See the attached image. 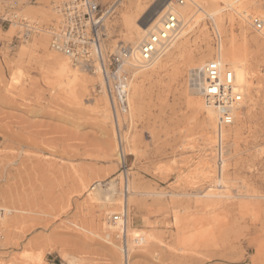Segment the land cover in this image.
<instances>
[{
	"label": "rangeland",
	"instance_id": "obj_1",
	"mask_svg": "<svg viewBox=\"0 0 264 264\" xmlns=\"http://www.w3.org/2000/svg\"><path fill=\"white\" fill-rule=\"evenodd\" d=\"M64 1L3 0L0 11L12 7L51 24ZM152 1L99 0L112 7L105 31L110 51L138 45L133 19ZM258 1L264 12V0ZM249 11L260 17L255 7ZM234 15L224 35L245 58L251 100L237 124L226 127L221 167L218 141L204 136L202 116L189 101L197 77L189 54L207 57L217 49L209 19L183 37L184 57L137 74L138 108L122 127L134 154L123 156L114 123L99 106L96 75L80 70L93 75L87 91L69 86L51 64V55L62 54L50 48L47 34L20 43L17 28L0 24V207L9 221L0 225L2 264L26 250L44 258L23 264H123L119 226L109 223L108 212L125 208L128 184L138 192L127 202L130 264H264V39L252 42L261 34L248 23L244 45L243 23ZM23 47L28 51L21 55ZM114 178L122 182L115 205L102 201L108 192L93 191L96 182ZM208 192L218 196L204 197Z\"/></svg>",
	"mask_w": 264,
	"mask_h": 264
},
{
	"label": "bare ground",
	"instance_id": "obj_2",
	"mask_svg": "<svg viewBox=\"0 0 264 264\" xmlns=\"http://www.w3.org/2000/svg\"><path fill=\"white\" fill-rule=\"evenodd\" d=\"M101 6L104 10L109 11L108 15L105 16V26H106L107 19L113 13L111 11L112 7H110V6L105 7L102 4H101ZM252 7H255V9L257 10V13L260 15V17H258V18H260L264 23V12H262L261 4L258 0H186L184 4H177V0H153L151 2V4L140 9V13L138 14V16H136L133 19L134 28L136 29L137 34L141 37V40L139 41L138 45H136L134 48H132L131 46L126 47L124 45H120L114 51H110V49H108V47L105 43L106 39H102L101 46L103 47L104 55L105 54L108 55L109 53L120 52V50H122L123 48H125L128 51L127 58H126V62H127L126 63V69L132 75V80L130 82V90H129V112L131 109V115H130V116H132L131 119L133 118V116H135L134 114L138 108L139 97H140L141 92H142V85H141L142 81H139L138 78L136 79L137 74H139L141 71L146 70V69L150 68L151 66L159 63V62H164V61H167L170 59L172 61H176L179 57H181V58L184 57V53L186 50L184 47L185 44L183 45V42H182L183 37L187 33H189L190 31H193L196 28V26L200 23L201 20L209 19L210 21L213 22V25L215 26V30H216L217 34L219 35V44H218V47H217L215 53H211L207 57L203 56V55H198V53L194 54L193 52H191L189 54L188 58L190 60L191 71H193L192 75L197 76L195 78L196 82L192 83V85H191L192 86V92H191L192 95L189 98V101H190V104L192 105V107L194 108V110L202 116L201 125H202V129L204 131V136L211 135V137H215L216 140L218 141V139H219V137H218L219 136L218 119L220 116V112H219L218 108H216L215 105H213L211 102H208L204 98V96L202 95L201 89H202V85L204 84L205 74H206L205 69H206L208 62H210L212 60H216V61L220 62V64L222 65V67L224 69H228L232 72L234 82L237 85V87L239 88V91L241 92V94L243 95V102L240 105V109L234 113L235 114V121L232 125H230L231 127L232 126L234 127V124L236 125L237 122L239 121L240 116L245 113L244 111H245L247 101L251 100V94L249 91V83H250L249 72L250 71H249L248 66L245 63V60H244L245 58H242L241 56H240L241 58L238 57L235 42L232 41L230 44H227L226 40H225L224 33H225V29L227 27L226 22L227 21L233 22L235 20L234 14H237V16L242 20V23H243V26H242V28H243V32H242L243 43H244V45H247L250 41L247 38V36H248L247 31H246L247 27L245 24L250 23L252 29H254V27L252 26V20H251V18H253L254 15L251 14L249 11V9ZM50 11L48 10V13H50ZM169 12H174L178 16V19L180 22L179 23V30L177 31V34H175V36L173 38H171V40L169 42L167 41V42H165V44L159 43L158 47H157V51H158L157 54L150 60L149 63H145L143 61L144 59H143V56L141 53V46L146 40H148V38L153 33L158 32V30L163 26V22L165 20V17ZM54 17L55 16H53L52 19H54ZM49 19H51V18H49ZM187 24H189V25L187 26ZM257 32H260L261 36L255 37L252 42L257 43V42H259L260 39H262V40L264 39V27L261 31H257ZM41 33H44V32H41ZM129 34H132V30H130ZM106 36H108V33H106ZM106 36H105V38H106ZM49 45H50V42H49ZM173 48H174V51L172 50ZM27 51H28L27 47H23L21 49V55L26 54ZM58 53H60V52H58ZM50 59H51V64L53 65V67L58 70L57 73H59V75L65 81H67V84L71 87L77 86V87H81L85 91H87L89 89L90 84H92V82H94V79L92 77L93 75H88L87 73H81L80 70L96 75L95 77H96L98 83L102 86V87L98 86L99 92L102 94L101 98L98 99V101L101 100V103L99 101V103H100L99 106L101 105L103 108L104 117L110 121L112 119V121L114 123V117H113L112 109L110 106L109 96H108L107 92L104 90V88H105V86H104L105 77L99 68V65H98L99 63H96V68H95V71L93 72V71H90L88 69L73 65V63L70 62L69 57L66 56L65 54H62V55L54 54V55L50 56ZM70 65L76 69L72 68ZM59 83H60V81H59ZM62 87H63V85H62ZM69 89H71V88H69ZM73 89H74V87H73ZM75 89H77V88H75ZM71 91L72 92H70V93H73L72 89H71ZM129 112H128V114H129ZM239 112L241 113V115L238 117L237 114ZM124 120H125V116H123L121 119L122 123L124 122ZM132 122H133V119H132ZM123 125L122 124L120 125L121 131H122L121 126H123ZM230 126H228V127H230ZM114 127H115V124H114ZM115 129L118 131L117 128H115ZM229 131L226 127L222 128L223 140H224V137L227 136V133H229ZM122 133H123V131H122ZM116 135H117V133H116ZM122 138H123L124 143L122 145L119 143L118 146H119V149H120L121 154L123 156V155H127V153H128L127 146L124 145L125 141L127 142V139H126L127 137L124 135V133L122 134ZM128 154H134V152L130 151ZM200 171L202 172V174L205 175L206 169H203ZM120 182H117L116 178L109 180V182L107 184H103L101 181H99V182L95 183L93 191L96 194V196H98V195L102 196L103 193L101 194V191L104 193L108 192V194H106V193L103 194V196L101 197L102 201L104 203H110V204H113L114 202L117 203L118 199L116 198V195L121 194V191H120L121 189L119 190L117 188V185L120 184ZM126 188H127V191H126L125 197L127 195V197L129 196V198H124L125 199L124 203L126 204L125 207L127 208V202H128V204L133 203V202H131L134 199V198L132 199V197H135V195H137L138 192H136L133 189L132 185L128 184L126 186ZM146 194L152 195V196L163 195L162 192H159V193L148 192ZM146 194H144V195H146ZM123 195H124V193H123ZM170 195H175V193H172ZM224 195H225V192H224ZM214 196H218V194H216L214 192L213 193L208 192L204 195V197H207V198H212ZM159 197H161V196H159ZM113 205H115V204H113ZM8 210H10V209H8ZM109 212H108L109 216L116 214V213H119V212H110V213ZM5 220H6L5 209L3 207H0V225L7 224L9 222V221L7 222V220L6 221ZM127 225H128V222H127ZM114 226H118V225L114 224ZM109 227H111V226H109ZM113 230H114V228H113ZM125 235H127V237H128V226H127L126 230L124 231V237H125ZM120 237H121L120 229H118V233L116 234V238L119 239ZM128 243H129V237H128ZM129 245H130V243H129ZM2 246H4V245L0 244V247H2ZM122 247H123V245H122ZM32 253H30L28 250H26V252L23 255L21 254L20 257H17L14 255V257L12 258V260L9 264H23V262H22L23 260L26 261L30 258L31 259L36 258L38 260L40 258H44V257H42L41 253L39 254V252H38V255H35V256H33ZM28 261H27V264H28ZM33 261H34V259H33ZM39 261H41V260H39ZM0 264H2L1 261H0ZM32 264H34V263L32 262Z\"/></svg>",
	"mask_w": 264,
	"mask_h": 264
},
{
	"label": "built area",
	"instance_id": "obj_3",
	"mask_svg": "<svg viewBox=\"0 0 264 264\" xmlns=\"http://www.w3.org/2000/svg\"><path fill=\"white\" fill-rule=\"evenodd\" d=\"M3 1V0H0ZM186 0H177V4H184ZM58 15L51 24H43L31 20L14 8H5L0 11V24L17 28L15 36L17 42L30 40L33 36L44 32L49 36L50 48L65 54L70 62L90 71H95L96 63L105 77V88L110 100V106L114 117L115 128L118 129V143H124L120 125L121 119L129 112V90L132 80L131 73L126 69L128 51L123 48L120 52L104 55L101 46L105 39V16L108 10H104L98 0H67L55 6ZM252 26L256 31L264 27L263 21L258 17L251 18ZM179 19L174 12H169L158 32L153 33L141 46L143 61L149 63L157 54L159 43L165 44L177 34ZM42 29V30H41ZM214 33V32H213ZM214 47H218L219 35L213 34ZM205 80L202 85V95L218 108L219 139L216 145L217 163L221 167L224 155L225 141L222 137V128L232 125L235 121V112L240 109L243 95L234 82L232 72L224 69L220 62L212 60L205 69ZM215 88L216 91H211ZM127 123L124 124V126ZM121 126V127H124ZM121 163L122 176L125 182L130 177L129 167L126 160ZM128 210L125 207L121 212L110 215L109 222L119 226L123 245L124 262L130 264V245L124 231L127 228ZM138 244V243H137Z\"/></svg>",
	"mask_w": 264,
	"mask_h": 264
},
{
	"label": "snow or ice",
	"instance_id": "obj_4",
	"mask_svg": "<svg viewBox=\"0 0 264 264\" xmlns=\"http://www.w3.org/2000/svg\"><path fill=\"white\" fill-rule=\"evenodd\" d=\"M210 90H211V91H216V89H215V88H211Z\"/></svg>",
	"mask_w": 264,
	"mask_h": 264
},
{
	"label": "crops",
	"instance_id": "obj_5",
	"mask_svg": "<svg viewBox=\"0 0 264 264\" xmlns=\"http://www.w3.org/2000/svg\"><path fill=\"white\" fill-rule=\"evenodd\" d=\"M104 6V5H103Z\"/></svg>",
	"mask_w": 264,
	"mask_h": 264
}]
</instances>
